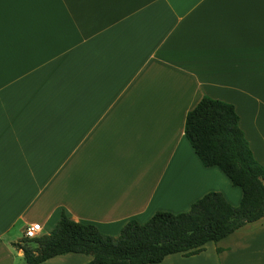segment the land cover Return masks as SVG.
Segmentation results:
<instances>
[{"label": "crops", "instance_id": "0c3cea01", "mask_svg": "<svg viewBox=\"0 0 264 264\" xmlns=\"http://www.w3.org/2000/svg\"><path fill=\"white\" fill-rule=\"evenodd\" d=\"M203 96L234 105L264 166V0H0V264L62 211L117 235L209 191L238 205L184 132ZM151 264H264V216Z\"/></svg>", "mask_w": 264, "mask_h": 264}, {"label": "trees", "instance_id": "16d2710c", "mask_svg": "<svg viewBox=\"0 0 264 264\" xmlns=\"http://www.w3.org/2000/svg\"><path fill=\"white\" fill-rule=\"evenodd\" d=\"M232 103L203 96L187 112L184 132L204 166H218L240 187L238 205L209 191L187 211H156L146 222L128 220L119 234L102 233L94 224L73 220L64 211L48 234L22 237L24 264H38L68 252L90 256L85 264H151L171 253L191 255L264 216V166L253 156ZM34 243L32 247L30 243Z\"/></svg>", "mask_w": 264, "mask_h": 264}, {"label": "built area", "instance_id": "2783aa9c", "mask_svg": "<svg viewBox=\"0 0 264 264\" xmlns=\"http://www.w3.org/2000/svg\"><path fill=\"white\" fill-rule=\"evenodd\" d=\"M42 227L38 222H33L25 226L23 235L26 238H34L38 236V233L41 231Z\"/></svg>", "mask_w": 264, "mask_h": 264}]
</instances>
